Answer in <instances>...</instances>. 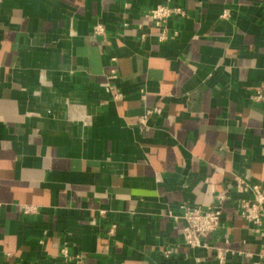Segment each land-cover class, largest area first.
Returning <instances> with one entry per match:
<instances>
[{"label":"crops","instance_id":"1","mask_svg":"<svg viewBox=\"0 0 264 264\" xmlns=\"http://www.w3.org/2000/svg\"><path fill=\"white\" fill-rule=\"evenodd\" d=\"M160 4L185 12L164 41ZM235 176L264 186V0H0V264H217L182 205L221 207L205 242L253 264Z\"/></svg>","mask_w":264,"mask_h":264},{"label":"built area","instance_id":"2","mask_svg":"<svg viewBox=\"0 0 264 264\" xmlns=\"http://www.w3.org/2000/svg\"><path fill=\"white\" fill-rule=\"evenodd\" d=\"M185 12L181 8L172 7L167 4H160L157 7L145 12L144 17L153 23V27L160 30L159 40L164 41L168 39V32L166 24L169 19L174 16H184ZM227 12L222 14L223 18H227ZM93 35L104 36L105 27L101 24L93 28ZM142 37H145L143 35ZM116 59H112V66L108 68L109 74L107 81L102 84L106 93L110 96L113 102H119L124 99L123 93L114 83L119 77L118 68L115 66ZM255 99L260 101L263 99L261 93H257ZM160 110L147 112V114L140 118V123L145 124L147 118L153 113H159ZM90 121V118L84 120ZM231 193L240 195L236 200V206L241 217L250 225L251 232L254 235L262 236L264 238V186L254 184L247 179L235 176L230 190L218 196L219 202L222 204L228 200ZM181 215L175 217L177 220L183 222V240L189 248H201L211 250L214 253L215 261L217 264H226L229 253L231 252L227 247L211 246L205 242V239L210 235L219 231L222 227L223 209L221 207H209L206 209L194 208L188 205L180 207ZM34 206H23L25 215L36 213ZM104 214V212H102ZM116 231V226H111L109 235L113 236ZM171 250H166V256L171 254ZM238 255H245L246 258H252L254 255L250 252H237ZM9 255V254H8ZM61 256L68 262H80L79 255L71 254L66 248L61 250ZM253 264H264V252L258 255V260Z\"/></svg>","mask_w":264,"mask_h":264}]
</instances>
